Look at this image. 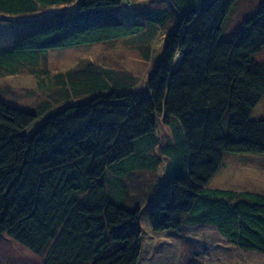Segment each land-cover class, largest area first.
<instances>
[{
  "label": "trees",
  "instance_id": "trees-1",
  "mask_svg": "<svg viewBox=\"0 0 264 264\" xmlns=\"http://www.w3.org/2000/svg\"><path fill=\"white\" fill-rule=\"evenodd\" d=\"M238 1L0 0L1 23L30 25L0 50V77L41 81L35 67L51 50L166 29L144 87L111 84L89 59L87 77L77 80L83 69L74 67L40 84L89 100L59 107L32 131L35 112L0 101V234L44 255L43 264H140L145 211L153 233L208 225L231 246L264 255V194L210 186L227 155L264 156V118L252 116L264 98V58H256L264 0L224 38ZM52 7L61 11L28 17ZM162 161L165 179L147 205L130 202L126 179Z\"/></svg>",
  "mask_w": 264,
  "mask_h": 264
},
{
  "label": "rangeland",
  "instance_id": "rangeland-1",
  "mask_svg": "<svg viewBox=\"0 0 264 264\" xmlns=\"http://www.w3.org/2000/svg\"><path fill=\"white\" fill-rule=\"evenodd\" d=\"M126 1H132L133 5L137 6L150 2V0ZM258 3L259 0H239L223 24L222 36L227 38L241 27L243 20L258 8ZM60 11L58 7H52L28 17L45 20ZM9 23L0 22V50L10 47L14 43V38L18 37L17 41L30 26L21 19ZM165 31L166 29L159 26L115 42L51 50L45 57H41L35 69L38 74L43 75V79H46V75L56 77L59 72L77 67L83 69L77 74L76 79L80 80L79 77L90 75L89 70L82 68L85 66L83 61L90 59L94 61L91 66L109 72L113 77L111 84L121 82L125 86L133 84L141 88L146 85L155 58L163 48ZM256 58H264V49ZM42 80L27 72L0 77V101L37 114L36 121L28 131H32L59 107L79 100L87 101L90 98V95L78 90L71 92L69 97H63L65 92L58 86L51 85L48 89L41 87ZM252 116L264 118V98ZM159 137L166 142L170 137V128L161 124ZM164 168L165 164L162 161L154 172H135L128 177L123 186L130 202L143 200L142 202L147 205L145 201L148 197L147 192L152 190V187L159 186L165 179ZM210 186L264 194V156L250 153L227 155ZM142 216L145 239L140 264H264V255L231 246L214 227L189 226L178 234L173 232L157 234L153 233L148 225V213L144 211ZM43 258L44 255H37L7 235L0 234V264H43Z\"/></svg>",
  "mask_w": 264,
  "mask_h": 264
}]
</instances>
